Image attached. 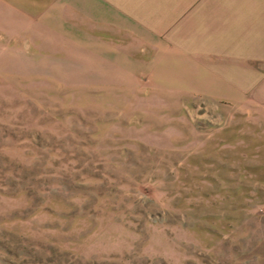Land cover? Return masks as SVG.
<instances>
[{"label": "rangeland", "instance_id": "obj_1", "mask_svg": "<svg viewBox=\"0 0 264 264\" xmlns=\"http://www.w3.org/2000/svg\"><path fill=\"white\" fill-rule=\"evenodd\" d=\"M23 39L0 33V264H264V109Z\"/></svg>", "mask_w": 264, "mask_h": 264}, {"label": "crops", "instance_id": "obj_2", "mask_svg": "<svg viewBox=\"0 0 264 264\" xmlns=\"http://www.w3.org/2000/svg\"><path fill=\"white\" fill-rule=\"evenodd\" d=\"M0 28L23 40L97 37L106 58L168 89L264 109V0H0Z\"/></svg>", "mask_w": 264, "mask_h": 264}]
</instances>
